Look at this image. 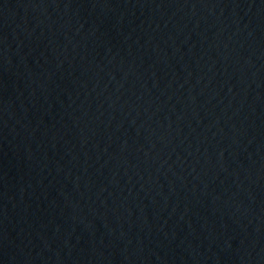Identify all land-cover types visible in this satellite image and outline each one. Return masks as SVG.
Wrapping results in <instances>:
<instances>
[{"label": "water", "instance_id": "1", "mask_svg": "<svg viewBox=\"0 0 264 264\" xmlns=\"http://www.w3.org/2000/svg\"><path fill=\"white\" fill-rule=\"evenodd\" d=\"M0 264H161L132 0H0Z\"/></svg>", "mask_w": 264, "mask_h": 264}]
</instances>
